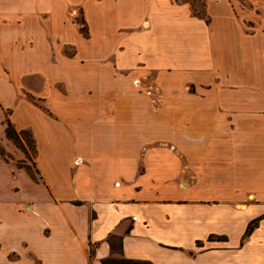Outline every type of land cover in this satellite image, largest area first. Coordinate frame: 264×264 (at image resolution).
Segmentation results:
<instances>
[{"label":"crops","instance_id":"1","mask_svg":"<svg viewBox=\"0 0 264 264\" xmlns=\"http://www.w3.org/2000/svg\"><path fill=\"white\" fill-rule=\"evenodd\" d=\"M2 107L37 179L0 154V264H264V0H0Z\"/></svg>","mask_w":264,"mask_h":264},{"label":"rangeland","instance_id":"2","mask_svg":"<svg viewBox=\"0 0 264 264\" xmlns=\"http://www.w3.org/2000/svg\"><path fill=\"white\" fill-rule=\"evenodd\" d=\"M188 2H191L193 5V8L195 11L202 12V3L203 0H187ZM82 29L85 30V26H82ZM74 48L72 46H68L65 48V54L66 55H72ZM26 86L28 89H30L32 92H40L41 90L44 89V85L40 84L39 81L37 80H31V81H26ZM140 86L144 88V90L148 91L150 93V96L152 99H157L161 98V96H158L155 91L152 90V86H147L140 82ZM16 93V92H15ZM13 95L11 100L8 102L11 104L10 107H13V112L11 108H3L2 110L0 108V134L3 131V124L4 128L6 126L5 120L10 119L9 114L12 112L11 117L14 119V122L16 123V126L19 125H24V124H29L31 122V125H34L36 127V134L38 137H40V146L42 148L43 153H47L48 151V144H47V139L45 137H42L41 134L38 133V127L40 125L39 119L37 116L34 114V107L28 106L27 102L23 101L22 99H16V95ZM22 96H26L29 100H31L35 104H40L41 101L38 99V96L32 95L29 92H26L25 89L21 90L20 93ZM3 114H4V120L3 119ZM27 131V132H24ZM17 139L18 142H14L12 139L6 138L5 142H0V153L2 154V157L7 161L6 165L4 166V172L10 173L9 171H12L13 176H11L13 182L17 185L18 188H24L25 183L28 181L27 175L22 174V173H16L18 170H23L27 174L26 167H28L31 172L37 177L36 174V163H35V157H36V150L35 146L33 145L34 142L31 140L32 135L30 133L29 129L26 130H20L17 131ZM37 140V139H36ZM37 142V141H36ZM37 147V145H36ZM47 149V150H46ZM46 151V152H45ZM42 161L44 162L42 165L45 167H48L49 163L48 161L42 158ZM1 172V170H0ZM11 175V174H10Z\"/></svg>","mask_w":264,"mask_h":264},{"label":"trees","instance_id":"3","mask_svg":"<svg viewBox=\"0 0 264 264\" xmlns=\"http://www.w3.org/2000/svg\"><path fill=\"white\" fill-rule=\"evenodd\" d=\"M202 7H203V3H202ZM202 9H203V8H202ZM194 12H195L196 14H198V15H203V10H202V12H198V11H195V10H194ZM5 123H6V126H5L4 131H5V136H6V138H8V139H12L14 142L17 143V142H18V139H17V132H16V130L14 129L12 123H11L8 119L5 121ZM24 132H27V131H24ZM31 140L34 142L33 138H32ZM33 145L35 146V143H34ZM1 153H3V152H1ZM1 153H0V154H1ZM1 155H2V154H1ZM26 170H27L28 174L30 175V177H31L32 179H34V180L37 179V177L31 172V170H30L28 167H26ZM254 222H255V221H254ZM252 226H253V223H252V225H251V224L248 225V227H247V229H246V232H245V235L249 234V232H250ZM102 263H103V264H147V263H141V262L130 261V260H127V259H124V258L105 260V261H103Z\"/></svg>","mask_w":264,"mask_h":264},{"label":"bare ground","instance_id":"4","mask_svg":"<svg viewBox=\"0 0 264 264\" xmlns=\"http://www.w3.org/2000/svg\"><path fill=\"white\" fill-rule=\"evenodd\" d=\"M137 85H138V81L137 82H135Z\"/></svg>","mask_w":264,"mask_h":264}]
</instances>
